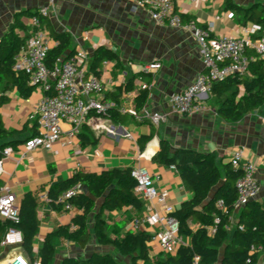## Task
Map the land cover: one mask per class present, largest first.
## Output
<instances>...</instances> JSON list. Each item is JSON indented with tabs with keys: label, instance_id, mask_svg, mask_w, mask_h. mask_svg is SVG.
Returning a JSON list of instances; mask_svg holds the SVG:
<instances>
[{
	"label": "crops",
	"instance_id": "crops-1",
	"mask_svg": "<svg viewBox=\"0 0 264 264\" xmlns=\"http://www.w3.org/2000/svg\"><path fill=\"white\" fill-rule=\"evenodd\" d=\"M228 1L242 10L229 9ZM173 3L174 11L184 22L194 21L201 27H210L214 37H246L247 28L253 22L243 10H264V0H173ZM41 8L48 9L52 30L70 35L75 52L82 50L89 59L101 47L117 54L118 64L104 62L100 67V80L107 98L114 94L119 97L120 107L135 108L140 93L137 90L138 76L141 75L143 81L151 84L143 109L167 114L168 120L157 128L130 115L123 125L96 120L87 125L97 139L96 145H84L79 135L72 138L62 135L51 151L38 148L30 153L29 161L17 162L24 142L38 133L31 116L41 92H33L28 99L20 98L15 91L9 92V102L0 108V117L5 129L17 132L15 140L18 144L11 147L12 157L4 161L0 187L7 185L16 196L18 205L24 194L33 193L38 197L50 184L68 179L76 171L99 174L110 169L144 168L156 179L155 186L168 192V203L177 209L192 194L186 190L174 167L152 161L160 151L162 141L170 145L172 152L189 149L215 153V163L221 173L229 164L231 153L242 150L244 160L255 167L260 188L256 200H264V107L247 112L237 123H226L217 116V107L210 95L202 102L201 111L192 116L171 112L170 97L189 87L204 72L198 45L187 30L156 25L137 0H0V40L16 15ZM229 13L233 14L232 18L228 17ZM19 20L26 25L28 34L30 18L20 15ZM153 62L161 64L160 70L152 75L141 74V67ZM85 72L86 76L91 75L88 64ZM101 124L110 131L93 127ZM62 130L67 131L68 126L63 125ZM149 136L152 138L145 142ZM78 150L81 151L79 155L75 154ZM153 207L158 209L145 204L144 211ZM237 213L235 211L232 215L229 231L236 224ZM75 214L74 209L55 211L49 204L38 203L39 230L32 242L36 261L46 237L58 227L68 225ZM134 217L131 211L125 215L123 211L105 212L108 225L126 218V230ZM88 225L92 232V218ZM90 243L81 249L75 244L54 239L52 264H62L70 257L86 258L93 252L113 255L109 247L96 243L101 250L93 249ZM15 255L27 258L22 246L0 247V264ZM148 256L155 260L163 258V253L156 243L150 242ZM259 256L260 262L264 256Z\"/></svg>",
	"mask_w": 264,
	"mask_h": 264
},
{
	"label": "trees",
	"instance_id": "trees-1",
	"mask_svg": "<svg viewBox=\"0 0 264 264\" xmlns=\"http://www.w3.org/2000/svg\"><path fill=\"white\" fill-rule=\"evenodd\" d=\"M229 9L241 11L242 8L227 2ZM253 24L264 25V10H243ZM23 15L37 17L39 29L46 30L53 45L48 50L45 64L49 70L60 62L69 59L75 50L71 37L66 32L51 29L48 18L37 11H27L16 15L7 32L0 40V108L9 102L7 94L15 91L22 99H28L34 92L27 76L12 70L14 56L24 46L29 37L26 25L19 20ZM183 20V18H182ZM184 21V20H183ZM20 33L25 35L21 36ZM246 74L230 76L213 85L211 96L217 107V116L226 123H237L252 110L264 107V61L252 52ZM104 62L119 63L116 53L106 48H98L88 61L89 73L100 79V67ZM87 77V76H86ZM105 96L112 103L100 118L114 125H123L127 114L119 111L118 96ZM149 92L141 91L135 100V108L141 111L148 99ZM79 136L84 145H96L97 139L87 126ZM17 132L5 129L0 117V153L6 147L18 144ZM37 134H34L35 136ZM32 136V137H33ZM152 138L149 136L144 141ZM143 147L140 145V150ZM215 153H203L189 149L173 151L170 145L162 141L160 151L152 161L158 165L174 167L184 187L192 196L184 201L172 214L178 222V235L189 241L187 246L178 248L175 255H163V258L150 260V235L147 232L133 233L126 230L127 220L116 221L108 225L105 212L123 215L131 211L134 216L145 210V204L135 195L136 182L131 176V168L103 170L99 174L76 171L65 180H58L47 188L48 204L55 211H62L69 204L76 211L68 225L58 227L42 243L38 262L52 264L55 255L54 239L85 248L90 241L103 247H113L120 256H133L141 264H192L193 257H200V264H258L259 255L264 256V200H253L237 212V221L231 231V218L237 198L235 183L241 176L239 169L227 164L223 173L215 163ZM81 187L79 193L62 200L69 189ZM44 189V188H43ZM216 189L215 194L212 195ZM222 200L225 210L215 207ZM38 197L26 193L19 202V223L14 225L0 219V242L10 227L17 229L22 236V248L30 264L36 262L33 256L32 242L39 230L37 216ZM92 218L93 229L88 222ZM195 227H192L194 226ZM253 247L254 254L250 253ZM249 260V262H248ZM62 264H123L108 253L93 252L86 258L70 257Z\"/></svg>",
	"mask_w": 264,
	"mask_h": 264
},
{
	"label": "built area",
	"instance_id": "built-area-1",
	"mask_svg": "<svg viewBox=\"0 0 264 264\" xmlns=\"http://www.w3.org/2000/svg\"><path fill=\"white\" fill-rule=\"evenodd\" d=\"M138 5L145 8L150 19L158 26L183 28L195 39L204 72L186 89L170 97L171 112L181 116H192L202 109V102L210 97L212 87L230 76L247 73L250 62V53H256L264 61V28L257 24H250L248 35L239 37H214L210 27H201L194 21L184 22L174 11L173 0H137ZM39 15L48 18L47 8L38 10ZM229 18L233 17L229 13ZM30 33L24 46L14 56L12 70L28 78L29 84L35 91L41 92V97L34 105L31 119L37 124V135L27 139L23 144L18 161L30 160V153L38 148L51 151L53 145L62 135L67 138L77 136L83 127L96 120H102L100 115L112 106L103 93V84L100 79L89 75L86 77L85 68L89 57L82 51H76L69 59L58 62L52 70L45 64L48 50L53 41L46 30L39 29L37 17L29 20ZM132 70L134 66L131 65ZM161 64L153 62L141 67V74H154L159 71ZM138 91H150L151 84L138 76ZM121 114H127L136 119L146 120L154 127L167 122L168 115L150 112L136 108L120 107ZM68 126L67 131L62 130L63 125ZM108 130L102 124L93 126ZM76 151L75 154H80ZM13 150L6 147L0 153V178L4 173V161L11 158ZM96 155H100L96 151ZM232 168L239 169L241 176L235 183L237 198L234 203L236 211L247 203L256 200L259 194V184L255 176V167L244 160L243 151L234 150L230 155ZM131 176L136 182L135 195L144 204L156 206L142 214L135 216L129 223L128 230L133 233L147 232L150 242L156 243L163 255H175L178 248L187 246L188 241L178 235V222L172 217L175 208L168 203V192L155 186L156 179L144 168H135ZM81 187H74L62 195V200L79 193ZM38 203L48 204L47 192L38 196ZM215 207L225 210L224 202L217 200ZM66 211L73 207L66 204ZM0 219L14 225L19 223V205L16 196L7 185L0 187ZM229 230V228H228ZM22 245L21 233L10 227L6 230L0 247H20ZM261 252L260 250H257ZM255 249L250 248L254 254ZM249 262V260H248ZM5 264H30L22 255H15ZM34 264H40L36 261ZM192 264H200V257L194 256ZM259 264H264V257Z\"/></svg>",
	"mask_w": 264,
	"mask_h": 264
},
{
	"label": "rangeland",
	"instance_id": "rangeland-1",
	"mask_svg": "<svg viewBox=\"0 0 264 264\" xmlns=\"http://www.w3.org/2000/svg\"><path fill=\"white\" fill-rule=\"evenodd\" d=\"M93 244V245H92ZM94 241H92L90 243V245L92 246L93 249H98L101 250L100 247L97 246V244ZM110 251H112L113 253V257L116 261H120L123 264H141L139 260H137L135 257L133 256H126V257H122L120 256L117 252H115V249L113 247H109Z\"/></svg>",
	"mask_w": 264,
	"mask_h": 264
},
{
	"label": "water",
	"instance_id": "water-1",
	"mask_svg": "<svg viewBox=\"0 0 264 264\" xmlns=\"http://www.w3.org/2000/svg\"><path fill=\"white\" fill-rule=\"evenodd\" d=\"M215 192H216V189L213 191L212 195L215 194Z\"/></svg>",
	"mask_w": 264,
	"mask_h": 264
}]
</instances>
